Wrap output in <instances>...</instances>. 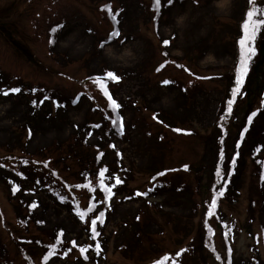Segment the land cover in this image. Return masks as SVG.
I'll return each mask as SVG.
<instances>
[{
    "label": "rangeland",
    "instance_id": "374dc122",
    "mask_svg": "<svg viewBox=\"0 0 264 264\" xmlns=\"http://www.w3.org/2000/svg\"><path fill=\"white\" fill-rule=\"evenodd\" d=\"M45 1L23 9L15 0H0V19L7 20L0 22V264H28L13 245L26 248L34 264H133L137 244L142 261L174 249L195 233L204 206L216 158L208 145L215 141L211 126L226 88L217 79L183 89L170 65L157 69L159 45L168 41L162 51L219 73L234 62L235 40L243 38L237 23L248 0H160L159 7L155 0ZM253 12L259 14L255 7ZM256 35L249 42L257 49L253 69L236 109L239 133L233 147H240L241 156L231 184L224 182L227 197L219 210L220 220L232 226V264H264V30ZM107 72L120 79L109 82ZM173 72L178 86L164 83ZM82 78L93 87L106 83L102 91L119 104L123 130L105 100L110 119L91 110L88 95L79 94ZM259 99L261 110L247 124ZM153 112L165 126L149 119ZM99 150L97 163L106 168L103 185L111 194L99 189L101 182L94 186L100 198L84 216L48 170H37L34 163L25 168L3 156L49 158L48 165L76 182L78 193L89 191L82 173L97 168L92 163ZM163 169L168 171L152 181L150 176ZM8 202L15 210L13 223ZM11 234L21 242H12ZM50 246L74 255L67 258ZM81 249L86 250L82 257ZM200 253L202 238L178 264H203Z\"/></svg>",
    "mask_w": 264,
    "mask_h": 264
},
{
    "label": "snow or ice",
    "instance_id": "6c2138e0",
    "mask_svg": "<svg viewBox=\"0 0 264 264\" xmlns=\"http://www.w3.org/2000/svg\"><path fill=\"white\" fill-rule=\"evenodd\" d=\"M172 0H168V3H171ZM254 0H249V3H253ZM155 4L157 7H159L160 5V0H155ZM109 11H111V9H109ZM255 22V24H258L259 26H261V29L264 30V18H260L258 16L254 15V12L252 10H249L247 12V19L244 21L242 27L244 30V36L243 38L239 41L240 45H241V56H240V62L237 66V78H236V87H234L232 89V95L236 96L241 89V86L244 84L245 81V77L247 76L248 72H249V63L251 61V59L257 54V49L254 46H249V42L251 41H255L257 40L259 37L256 35V27L253 26L250 29V22ZM113 35H119L118 32H114ZM165 44H168V41H164ZM105 77L107 79L113 80V81H118L120 79L119 76H117L115 73L113 72H107L105 73ZM164 83H169L168 81H164ZM11 92L13 93H18L20 92L19 88H12L10 89ZM3 95H8V92H4L2 93ZM110 103L111 107L114 108H119V104L116 102V100H114L111 95L107 92V90L105 89V93H104ZM228 107H229V111H231L232 108V101L229 100L228 102ZM252 116H255V113L252 114ZM252 116L248 117V120L251 122L252 120ZM179 131V130H177ZM105 171L106 170H102L100 171L99 175L101 177V186L104 187V191L108 192L109 194H111V189L104 186L103 185V177L105 175ZM116 183L119 184L121 183V180L119 178L116 179ZM220 195H223V193L221 192ZM213 204H215V200H213ZM95 224L96 221L93 220L92 221V225H93V232H95ZM98 235V233H96ZM97 247H99V245H97ZM85 249H81V252H85ZM179 254V253H178ZM165 260L167 259V257L164 258ZM154 264H163L162 260H157L154 262Z\"/></svg>",
    "mask_w": 264,
    "mask_h": 264
},
{
    "label": "trees",
    "instance_id": "16d2710c",
    "mask_svg": "<svg viewBox=\"0 0 264 264\" xmlns=\"http://www.w3.org/2000/svg\"><path fill=\"white\" fill-rule=\"evenodd\" d=\"M16 2L20 5V6H23V5H27L26 3H30L31 0H16ZM8 16H9V13H8ZM2 21H7L6 19H0V22ZM2 24V23H0ZM1 28V27H0ZM3 32H5L6 28H3ZM4 34V33H3ZM0 35H2V33H0ZM3 36V35H2ZM28 42V41H26ZM27 44V43H26ZM28 45V44H27ZM25 76H27L25 73H24ZM233 105V104H232ZM221 119V122L224 123L227 127H228V132L229 133H232L233 132V129L232 127L230 126V121H231V116L225 111L222 116L220 117ZM12 157H16V155H11ZM12 240L14 242H16V238L15 237H12ZM214 250L217 252V253H221L224 249H225V243L222 241V240H218L217 242H214V246H213ZM19 251V249H18ZM20 254L24 255L23 251L20 249ZM222 256H217L216 258L218 259L216 262H214V264H220V263H224V261H222L221 259ZM134 264H137V262H135Z\"/></svg>",
    "mask_w": 264,
    "mask_h": 264
}]
</instances>
